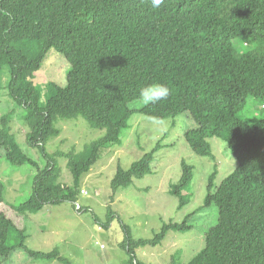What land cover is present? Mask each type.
I'll return each mask as SVG.
<instances>
[{
    "label": "trees",
    "instance_id": "trees-1",
    "mask_svg": "<svg viewBox=\"0 0 264 264\" xmlns=\"http://www.w3.org/2000/svg\"><path fill=\"white\" fill-rule=\"evenodd\" d=\"M53 49L69 66L66 84L36 86L35 74ZM4 66L11 76L8 94L26 110V144L46 161L37 168L11 134V114L1 117L0 149L6 161L36 169L28 199L12 208L18 219L45 206L75 203L100 150L121 146L134 114L157 122L186 114L195 127L184 139L195 155L215 161L209 141L216 138L237 163L218 187L214 166L198 211L215 205L218 221L206 233L204 249L186 264H264V118L254 125L238 118L249 98L264 105V0H164L159 8L150 0H0V72ZM154 83L166 85L169 98L129 109L140 100V89ZM76 118L104 131L103 137L78 154H48L46 144L61 133L57 122ZM161 143L127 170L117 168L110 183L113 196L152 172ZM58 157L65 159L71 186L59 182ZM193 175L194 166L182 162L181 176L170 186L179 211L190 202ZM3 200L0 181V205ZM113 216L109 212L104 228ZM191 216L164 223L151 240H134L125 227V264H145L135 250L158 247L170 231H189ZM11 231L22 244H8ZM23 239V231L0 211V260L22 250L31 259L71 264L56 250H28ZM170 264H180L177 252Z\"/></svg>",
    "mask_w": 264,
    "mask_h": 264
},
{
    "label": "rangeland",
    "instance_id": "rangeland-1",
    "mask_svg": "<svg viewBox=\"0 0 264 264\" xmlns=\"http://www.w3.org/2000/svg\"><path fill=\"white\" fill-rule=\"evenodd\" d=\"M69 66L63 56L54 49L47 52L41 69L35 74L34 84L41 86L55 83L66 84ZM11 76L7 66L0 72V119L10 115V130L22 151L43 168L46 161L37 149L26 144L28 129L24 124L26 110L18 107L8 94ZM44 89V88H42ZM46 89L41 90L40 104H45ZM146 106L140 100L129 105L131 110ZM238 118L250 125L264 118V105L249 98ZM56 127L60 136L46 144L48 154L80 153L84 146L97 141L104 131L92 130L82 118L59 120ZM195 127L186 114L161 122L134 114L129 127L122 132L121 146L100 150L99 160L84 176L81 192L75 203L65 202L59 206H45L37 214L21 216L12 209L28 199L36 169L31 165L11 166L0 149V181L4 186V200L0 209L24 234L23 245L30 251L50 253L56 250L71 264H125L126 252L121 249L125 240L126 227L134 240H151L164 223H181L188 215L191 229L185 233L168 232L158 247H144L135 250L137 260L145 264H170L171 257L178 253V262L186 264L205 246V235L218 221L215 205L199 210L203 206L208 178L217 166L214 185L218 187L232 173L237 163L216 138L210 145L215 161L195 155L188 147L184 134ZM162 141V148L154 155L152 172L121 188L113 196L111 180L117 168L127 170L132 163L149 153ZM194 166V175L189 191L191 199L182 210H177L178 200L170 195V186L181 176V163ZM56 163L61 170L59 182L71 186L72 176L65 167V159L58 157ZM69 176H64L67 174ZM86 194L82 195V192ZM80 207V211L75 208ZM114 216L109 227L104 228L107 215ZM17 232L11 231L8 244L20 242ZM0 264H63L56 260L31 259L22 250L13 253L10 259Z\"/></svg>",
    "mask_w": 264,
    "mask_h": 264
},
{
    "label": "clouds",
    "instance_id": "clouds-1",
    "mask_svg": "<svg viewBox=\"0 0 264 264\" xmlns=\"http://www.w3.org/2000/svg\"><path fill=\"white\" fill-rule=\"evenodd\" d=\"M163 2L164 0H150V5L153 8H159L161 4H163ZM170 94H171L170 89L166 85L160 83H154L142 87L140 89L139 99L145 105L156 104L162 101H166L169 98ZM1 152L4 156L3 150ZM80 192H81V188H80ZM84 194H86V192L83 191L82 195ZM75 210L79 212L80 207H76Z\"/></svg>",
    "mask_w": 264,
    "mask_h": 264
}]
</instances>
